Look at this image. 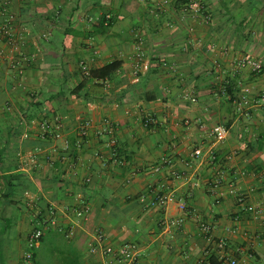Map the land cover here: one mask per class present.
<instances>
[{"label":"crops","instance_id":"obj_1","mask_svg":"<svg viewBox=\"0 0 264 264\" xmlns=\"http://www.w3.org/2000/svg\"><path fill=\"white\" fill-rule=\"evenodd\" d=\"M163 1L0 0L17 46L0 35V264H22L37 229L35 264H99L88 252L97 232L136 244L140 264H264V101L246 116L234 103L242 88L264 92V0H197L206 19L187 0ZM136 46L149 67L134 78ZM247 55L259 74L236 69ZM113 62L105 80L81 72ZM215 126L228 130L221 142ZM230 181L244 203L228 195ZM155 192L175 202L151 207ZM80 202L86 221L72 212Z\"/></svg>","mask_w":264,"mask_h":264},{"label":"built area","instance_id":"obj_2","mask_svg":"<svg viewBox=\"0 0 264 264\" xmlns=\"http://www.w3.org/2000/svg\"><path fill=\"white\" fill-rule=\"evenodd\" d=\"M187 8L191 10V12L194 14V16L201 15L204 19H206V15L203 12L202 7L200 6L199 2L197 0H187ZM166 0L162 2V5L166 4ZM11 21L12 17L9 16L6 18L5 23L0 26V35L4 38H6L10 44L14 47L13 49H16L17 46L15 42L13 41L12 32H11ZM149 67V64L145 62L144 56L142 52L140 51V48L136 46V53H135V65L133 70V77L136 78L140 72L147 71ZM235 67L238 71H247L251 74H259L262 71V63L255 58L251 56H243L242 58L238 59L235 62ZM81 72L84 75H88L89 69L85 64L81 65ZM221 95L227 96V93L225 90L221 91ZM264 101V92H260L256 95V98H251V90L249 88H242L237 97L234 100L235 106L237 108V111L240 113V115L246 116L249 114L251 110H254L258 106H260V103ZM155 123V121L151 118H145L143 121V125L145 127H148ZM90 122L86 121L79 125L78 127V137L79 141L77 142V147H80L82 144V141L88 136V131L90 128ZM55 130V136H60V131L62 128L61 123L57 122L54 125ZM45 129H47V126H45ZM228 130L225 126H215L212 128L211 135L214 137L216 142H221L224 140L227 136ZM118 141L114 138H111L108 141V146L111 145H117ZM201 152L199 150H196L193 152V156H199ZM209 158L212 162L216 160L215 154L212 150L208 151ZM163 163H167V160H163ZM156 171H159V168H155ZM221 176H219L217 179L213 181L214 188H218L223 183V173H220ZM182 175L173 174V178L175 180L179 179ZM227 193L230 196H233L236 198L237 203L241 204L244 203V195L242 193H239L237 186L234 184L233 181L227 182ZM169 202H175V199L171 195H163L159 192H155L153 194V198L149 201L148 205L151 207H164ZM34 203L33 201H30L29 204ZM177 209L185 213L187 212V206L185 205L184 201H178L176 202ZM246 210L249 212H252L256 217L261 213L260 209L256 206H246ZM72 212L74 216L78 220L86 221L89 218L90 215V208L87 204L80 202L78 203V206L72 209ZM51 216L53 215V212L50 210ZM183 218H177L170 222V225H173L175 227L180 228L183 225ZM43 224H50L54 225L55 222L52 218L42 220ZM199 230L204 235H209L211 232V227L203 222L199 223ZM65 236L67 238H73L74 237V229L73 227L68 228L65 231ZM42 238V231L37 229L30 232L27 236V251L25 252L22 260V264H35L34 263V254L33 251L37 247L38 243L40 242ZM223 244V243H222ZM88 252L92 256H100L101 262L99 264H140L139 263V247L134 243H124L120 245L119 247H115L111 244L107 243V239L103 234L100 232H97L95 234V237L93 241L88 246ZM230 264H235V262H230Z\"/></svg>","mask_w":264,"mask_h":264},{"label":"trees","instance_id":"obj_3","mask_svg":"<svg viewBox=\"0 0 264 264\" xmlns=\"http://www.w3.org/2000/svg\"><path fill=\"white\" fill-rule=\"evenodd\" d=\"M203 12L205 14L204 10ZM119 67H120V63L113 62L102 68L96 70H90L88 75H85V77L91 80H105L106 78L111 76ZM207 262H208L207 264H223L222 260H218L213 256H210Z\"/></svg>","mask_w":264,"mask_h":264},{"label":"rangeland","instance_id":"obj_4","mask_svg":"<svg viewBox=\"0 0 264 264\" xmlns=\"http://www.w3.org/2000/svg\"><path fill=\"white\" fill-rule=\"evenodd\" d=\"M45 250V249H44Z\"/></svg>","mask_w":264,"mask_h":264}]
</instances>
